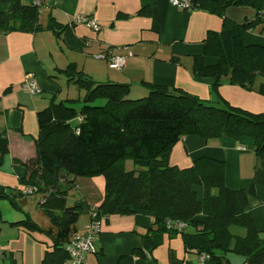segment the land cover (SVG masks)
Masks as SVG:
<instances>
[{"label": "crops", "instance_id": "obj_1", "mask_svg": "<svg viewBox=\"0 0 264 264\" xmlns=\"http://www.w3.org/2000/svg\"><path fill=\"white\" fill-rule=\"evenodd\" d=\"M78 16L93 18L99 30L94 32L84 25L66 29ZM225 16L241 23L253 19L255 13L249 7H228ZM51 19L62 28L58 36L47 29ZM38 22L44 30L0 33V133L9 142V152L0 165V194L8 195L13 208L23 214L21 219H5L0 214V264H42L45 252H52L56 242L65 246L70 236L84 232L89 222L81 226L75 222L66 228L54 225L38 205L54 189L37 193V206L29 210H23L17 201L27 188L23 183L25 164L35 157L36 114L60 96L56 76L66 77L64 71L70 64L77 68V62L69 59H84L81 72L98 83L128 84L129 96H146L145 84H150L205 102L224 101L251 114H264V96L254 90L230 84L228 75L215 86L213 79L192 71L193 58L203 53L206 34L222 28V18L217 15L196 9L184 11L170 0H42ZM244 40L247 45L264 44V27L246 32ZM108 48L124 57L122 70H112L103 60L95 59ZM205 61L216 62L211 57ZM31 80L41 89L37 96L22 87L24 81ZM259 81L257 78L255 87ZM200 157L223 162L225 186L247 191L246 210L264 241V152L257 153L250 138L204 140L187 136L173 146L168 163L188 168ZM56 190L64 191L68 206L80 205L81 213L89 216L103 199L104 179L62 176ZM196 191L202 198V188ZM32 210L41 214V223L32 216ZM26 218L39 230L28 232L23 226L10 224ZM156 228L150 212L102 216L94 240L96 252L86 256L87 264H199L200 254L209 247L207 239L193 235L190 228L159 232L146 247L145 236ZM224 259L229 264L245 261L233 253Z\"/></svg>", "mask_w": 264, "mask_h": 264}, {"label": "trees", "instance_id": "obj_2", "mask_svg": "<svg viewBox=\"0 0 264 264\" xmlns=\"http://www.w3.org/2000/svg\"><path fill=\"white\" fill-rule=\"evenodd\" d=\"M33 1L0 0V33L44 30L38 22L42 0L39 5ZM188 4L190 10L222 18L220 32H208L203 53L193 58V73L213 79L215 86L228 75L230 84L264 96V44L247 45L244 40L246 32L264 27V0H188ZM228 7L252 8L255 17L237 23L225 16ZM47 29L56 36L62 32L52 19ZM205 57L216 62L207 64ZM64 73L84 93L80 108H73L71 104L78 100L70 99L52 101L37 112L35 157L25 164L23 178L24 185L35 188V193L55 190L38 204L54 225L69 227L81 213L80 205L68 206L64 191L56 190L61 177L101 176L103 199L91 211L98 219L150 212L157 228L145 236L146 247L159 232H178L174 227L167 229V221H180L186 226L179 232L190 228L193 235L207 239L209 247L202 253L209 256L208 264H229L224 259L227 253L244 257V264H264V241L246 210L248 193L225 186L224 163L207 157L195 159L188 168L168 163L173 146L187 136L250 138L256 152H264V114L150 84H145L146 96L132 100L128 84L98 83L76 71L74 64ZM257 78L260 81L255 87ZM99 101L103 104L97 105ZM8 152L7 136L0 133V165ZM127 160L134 168L126 170ZM198 187L203 190L202 198ZM0 198L9 196L1 193ZM10 224L28 232L39 230L27 218ZM66 261L63 244L56 242L52 252H45L42 264Z\"/></svg>", "mask_w": 264, "mask_h": 264}, {"label": "built area", "instance_id": "obj_3", "mask_svg": "<svg viewBox=\"0 0 264 264\" xmlns=\"http://www.w3.org/2000/svg\"><path fill=\"white\" fill-rule=\"evenodd\" d=\"M171 3L184 10L189 11L188 0H170ZM35 5H39V0H34ZM70 25H84L90 30L97 32L99 30V23L90 17L78 16L73 19ZM95 59L104 60L112 70H122L125 66V59L123 56L115 54L112 48L106 49L105 52L94 56ZM23 89L30 95H38L41 93V89L34 81H24L22 83ZM36 191L35 188L27 187L24 190L26 194H33ZM90 223L85 227L84 232L74 233L70 237V240L64 246V252L67 255V261L65 264H87L86 256L88 254L95 253L94 240L100 232V219L97 218L95 211L89 212ZM185 223L180 221H167V229L174 227L177 231L182 230L185 227ZM209 256L205 253L200 254L199 264H208Z\"/></svg>", "mask_w": 264, "mask_h": 264}, {"label": "rangeland", "instance_id": "obj_4", "mask_svg": "<svg viewBox=\"0 0 264 264\" xmlns=\"http://www.w3.org/2000/svg\"><path fill=\"white\" fill-rule=\"evenodd\" d=\"M70 55H74V54H70ZM75 58L76 59H69V60H73V61L77 62L78 66H77V68L75 67V70L81 71L82 67L84 66L83 64H85L84 59H79L78 57H75ZM102 62H105L107 64V62L104 60ZM56 77L58 78V80H57L58 84L61 86V93H60V96L56 99V102L70 100V99L78 100L77 102L71 104V106L73 108H75L76 110L79 109L80 105H81V99H82L81 96H82L83 91L81 89H79L77 87V85L69 83L65 76H62L60 74V75H57ZM142 97H140V95H133V94L131 96H129V98L132 100H136V99H139ZM102 104H103V101L97 102V105H102ZM125 166H126L125 167L126 170H130L131 168H134L133 164L130 160H127L125 162ZM22 195L23 196H20V198H18L17 201H19V205L23 208V210H29L30 207L35 208V205L37 206V200L40 198V194L22 193ZM36 209H38V208H36ZM30 212H31L32 216H34L36 218V220H38V222H40V223L42 222V216L40 213H38L37 210L36 211L32 210ZM0 214H2L3 218H5V219L9 218V217L12 218L11 216H13L16 219L23 218V214L20 211L15 210L13 208V206L11 205V203L9 202V200L4 199V198L3 199L0 198ZM11 220H14V219H11ZM87 221H89L88 222V224H89L90 223L89 216H87L86 213H80L78 215V219H77L76 223H77V225L81 226Z\"/></svg>", "mask_w": 264, "mask_h": 264}]
</instances>
